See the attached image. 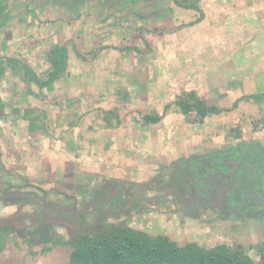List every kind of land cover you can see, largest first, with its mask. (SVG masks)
<instances>
[{
  "label": "crops",
  "instance_id": "0c3cea01",
  "mask_svg": "<svg viewBox=\"0 0 264 264\" xmlns=\"http://www.w3.org/2000/svg\"><path fill=\"white\" fill-rule=\"evenodd\" d=\"M81 1H88L85 6L91 9H94L91 3H96L97 13L102 12L103 26L99 25L101 28L111 27L114 24L112 20L118 18L121 27L118 26L116 33L118 36L123 35L124 39L121 40L124 43L117 46L101 44L97 49L87 45L90 50L85 52L89 53L77 50L78 57L88 62L84 65L89 67V70L86 73L70 74L66 70L67 58L69 59L68 40L60 42L51 38L49 50L47 47L45 50L44 43L36 44L38 50L35 53L32 44L34 40L30 39L37 37L39 43L44 42L41 38H44L45 34H57L53 33L55 29L49 26V32L46 30L44 35V32H40L38 21L45 13L50 16V21L71 17V21L64 26L73 27L72 22H78L79 15L74 8L66 6L69 0H38L36 4L29 0H10L12 8L16 10L14 14L11 12L9 15L10 29L8 28V31H5L7 34L4 35L7 37L5 38L3 33L4 40H0V59L16 60V67H10L8 63L3 62L0 71V100L4 102V109H0V220H7L9 223L18 220L24 222L32 217L26 215L31 208H41L43 214L46 209L49 210L48 215L41 217L42 221L60 226L63 225L62 217L56 216L55 213L60 215L63 207L67 216L71 212L73 217L77 211L84 212L85 208L82 215L86 217V223H89L93 220L88 221L87 215L92 210L86 211V208L90 205L95 207L96 202L93 200L87 205V202L81 199L83 186L95 185L96 181H89V176L106 179L103 190L110 184V179L118 182L117 185H134L140 188L135 190V193L150 191V188L159 189L162 184L157 181L131 180L130 177L106 174L105 171L110 167L104 163L99 164V161L109 163V157L125 154L124 150H128V146L130 152L135 154L133 145L136 142L140 144L139 141L144 139V142L151 143L157 140L158 131L162 129L164 131L160 133V137H165L168 141L162 142V148L163 143L169 146L166 151L170 150L172 157L174 147L180 145L181 152L175 154L173 162L187 159L190 168L196 159L204 162V166L201 165L203 172L205 171L203 177L199 180H186L183 184L189 197L193 198L194 195L189 191L196 185L197 197L201 194V187L210 191L214 190L213 187L234 186L239 188L237 190L242 193L241 197L245 195L243 192L246 193L243 199L246 202L245 210L248 212L244 215L264 223V142L245 145L246 142L241 139L238 140L240 142L228 139L227 145L221 138H215L216 141L213 142L208 140L210 138L204 139V133L199 131L200 127L192 125L188 119L184 121H188L185 125L183 122L180 124L183 130H178L175 126V130L172 127L167 130L170 126L179 124V116L174 115L182 114L178 103L185 90L195 91L200 96L197 99L203 100L207 105L215 106L218 103L221 109H228L233 104L230 93L235 89L239 91L241 78L251 83L254 81L253 76L260 73L263 81L264 0ZM161 14L164 16L161 17ZM89 16L96 17L93 13ZM18 22L21 30L15 33ZM132 26L140 27L138 44L133 43L130 34ZM148 26V30L142 29ZM12 28L14 30H11ZM62 31L66 33L67 29ZM88 31L90 33V30ZM67 33L74 34L73 31ZM86 33L84 35L87 37ZM55 46L65 47V66L54 76L53 81L46 83L52 74L48 53ZM39 56L43 60L29 64L30 60ZM155 60L166 64V71L161 73L152 69L150 64ZM95 62L105 70V75H97ZM20 63L30 67L31 75L24 72ZM145 64H148L146 68ZM134 67L135 71H132L131 68ZM70 80L76 81L77 84L69 86L66 82ZM154 82L159 84V90H151L150 84ZM95 84L99 85L98 89ZM135 96L137 99L134 101ZM146 97L149 104L140 107L141 99ZM124 98L127 113L122 114L123 108H118L120 117L116 121L119 124L110 125L115 120L111 108L118 106L110 103L113 99L122 101ZM255 102L246 96L243 103L247 106L239 113L235 111L236 119L244 120L243 113L252 115L255 112ZM221 113L224 115L227 112L222 110L217 115ZM148 115L160 116V120L147 121L145 118ZM207 117L198 120V124ZM93 123L100 124L102 128L94 129ZM192 126L198 128V131L192 129ZM217 126L216 130L220 128L219 124ZM96 139L103 143L102 154L97 156L90 150L91 145L95 146ZM239 143L244 145L239 146ZM232 146L235 148H231ZM69 147H72L77 156L68 150ZM228 149L231 157H228V154L225 156L224 151ZM133 157L136 156L131 155V158ZM212 158L220 161L214 165L219 168L214 174H210L214 168H206L214 163L210 162ZM173 162L167 164L168 170L176 169ZM153 163L156 170L161 165V162L150 164ZM134 166L136 165H130V168ZM244 173L251 177L244 179ZM211 175L218 177V180L204 179ZM259 176L260 183L256 180ZM14 178L17 181H14ZM27 186H32L33 189L26 188ZM201 206L203 207L200 205L199 208H202ZM210 207L214 208V205ZM214 210L221 216L223 210ZM236 214H240L239 210ZM75 220L77 219L74 218L70 224L74 229Z\"/></svg>",
  "mask_w": 264,
  "mask_h": 264
},
{
  "label": "rangeland",
  "instance_id": "374dc122",
  "mask_svg": "<svg viewBox=\"0 0 264 264\" xmlns=\"http://www.w3.org/2000/svg\"><path fill=\"white\" fill-rule=\"evenodd\" d=\"M4 1L6 0H0V5H3ZM29 1H31L34 4L38 2V0H29ZM87 3L88 1H81V0H69V2H67L66 6L69 8H74V11H77L79 15L78 16L79 21L78 22L76 21V23L72 22V24L74 25L72 28L71 27L65 28L64 26V24H67V22L71 21L70 20L71 17L66 19H61L60 21H50L51 20L50 16L48 17L47 13H45L38 21L39 26L41 27L40 32L41 33L44 32L42 33V35H44L46 30L49 32L48 28L52 27V29H55L53 33H57V34L53 35L52 33H50L52 34V36L45 34L43 36L44 38H41V40H43L44 42L41 41L39 43L37 42V37L33 39L32 37L29 36L31 41L34 40L32 43L34 47L33 46L32 47L34 48L35 53H37L36 51L38 50L37 49L38 44L44 43L45 50H47L46 47L49 50L50 43H52L51 38H54L55 40H58L60 42L64 40H68L69 59L67 58L68 64L66 70L67 73L70 74L73 72L77 74L81 72L86 73V71L89 70V67L84 65L85 63L88 62L78 57L79 53L77 52V50L80 51L81 53H89V52H85V50L87 51V49L90 50V48H88L87 45L90 47L93 46V48L95 49H97L101 44H107L109 46L114 44L117 46L119 44L121 45L123 42L121 39H124L122 38L123 35L118 36V34L116 33V31L119 30V27H121V24H118L119 22L118 18H116L114 21L111 19L112 22L114 23L113 25H111V27L104 26L101 28L100 26H103L101 25L102 12L97 13L98 8L96 6V3L95 4L93 2L91 3L94 5V9H91V7L89 6H85ZM4 11H6V8L4 9ZM90 12L93 13L96 17L91 18L89 16L91 15ZM163 14H161V17L164 16ZM45 16L47 17L45 18ZM92 19L94 21H92ZM9 23L10 22L8 20L7 24H4V26L0 31V40L2 41L4 40L2 38V34L4 33L3 36L7 34L6 32L8 31L7 29L9 28ZM138 28L140 27L132 26L130 30V34L134 44H138L140 41ZM147 28L149 29L150 26L142 27V29L148 30ZM63 29H67V32L73 31L75 35L74 34L71 35L67 32L64 33L62 31ZM11 30L14 29L12 28ZM11 30L9 32H11ZM20 30L21 28L19 27V22H18L15 33H18ZM88 30H90L91 34L88 33L89 32ZM84 31L87 32L86 33L88 34L87 37L84 35L85 34ZM135 31H137V33H135ZM75 32H79V34L77 35ZM15 35L16 34H14V36ZM4 37L6 38L7 36ZM27 42H29V39ZM173 50H175V48ZM64 51H65V47H64ZM33 55L35 54L33 53ZM85 56L88 55L85 54ZM89 58H91V55H89ZM41 60H43V58L39 56L36 59L30 60L29 64L31 63L34 64L35 62H40ZM25 62H27V60ZM159 62H161V60L160 61L155 60L152 61V64L150 65L152 69H156L155 71H159L162 73L166 71L165 69L166 64H160ZM95 65H96L95 67L98 70L97 75L99 77L106 74L104 73L105 70H103L99 65H97L96 62ZM147 66L148 64H145L144 68H146ZM168 67H170V65H168ZM27 68L31 70L29 66H27ZM131 70L135 71V67L131 68ZM253 78L254 81H252L251 83L241 78L240 81L241 84H239L240 86L239 91H236L235 89L230 93V99L232 103L235 104V101L237 99L238 105L236 103L235 105L232 104L231 107H229L228 109L227 107H225L226 109L224 107H222L221 109L218 103L215 104V106L221 109L219 111L223 110V112L224 111L227 112L224 115L222 113L220 115H217V113H212L211 115H207L208 117L206 118V120L204 119L202 123L198 124L197 122L198 120L193 119V115L195 116L194 113L195 111L190 112L191 115L188 112L187 113L182 112V114L174 115V116H179L177 117L179 119V122L177 123L179 124L172 126L169 125L170 127L167 128V130H171V127L173 130H175L174 126L178 130L179 129L183 130L180 124H182L183 122V125H185L189 121L192 125H197L200 127L199 131L202 132L201 134L204 133V137H205L204 139L210 138L208 140L213 142L216 141L217 138H221L225 144L228 142V139H230V141H235V140L238 141L241 139L243 140V142H246L245 145L262 144L264 142V73H263V81H261L262 77L260 73L254 75ZM66 84L71 86V85H76L77 82L70 80L66 82ZM95 85L98 89L99 85L97 84ZM150 85L152 88L151 90L154 91L155 89L159 90L157 87L159 85L158 83L154 82L153 84ZM185 91L186 92H183V97H182L185 101L184 103L186 102L193 103L194 99L200 98L199 94H197L193 90H188V91L185 90ZM177 92L178 91H176V93ZM242 95H244L245 97H243ZM246 96H249L252 100L254 99V101H256L254 103V108H253L255 112L252 115L249 113H243L242 116H245L246 119L244 118V120H239V119L237 120L236 112L239 113L241 109L247 106L245 103H243L244 100L246 99ZM133 99L135 101L137 97L135 96ZM141 100L142 101L140 107L149 104L148 97ZM240 100L243 101L240 102ZM123 101H125V98L122 99V101H120L119 99L116 100L113 99V101L110 103V104L113 103V105L115 104L118 105V106H113L111 108L112 109L111 114L113 115V118H115V120L110 125H115V123L119 124V122L116 121L120 117L119 115L120 112L118 108L122 107L124 111L122 110L121 113L125 114L126 112L125 109L127 105ZM134 107L135 104L133 108ZM184 107L187 108L186 105H184ZM139 109L142 110L141 108ZM37 111L40 114L42 113L41 110H37ZM152 113L154 112L152 111ZM187 119L188 121L184 122ZM216 124L217 125L219 124L220 126L218 130H216V128L218 127ZM93 125H94V129L102 128L100 124L93 123ZM192 129L198 131V128L195 129L193 126ZM163 131L164 130L162 129L159 130L158 131L159 136H157V140L155 139V141L153 140L151 143L144 142L145 141L144 139L139 141L140 144L139 143L137 144L136 142V144L133 145L135 154L130 152L129 149L130 147L127 145L128 147L127 146L126 147L128 148V150H124L126 152L125 154H114L113 156L111 155L112 157L108 158L109 163H107V161L104 162L100 160L99 164L104 163V165H108L110 167L108 170L105 171L106 174H110V175L117 174V176L122 178L130 177L131 180L135 179L139 181H151V180L154 181L156 178H158L157 179L158 182H160L162 185L165 184V182L166 183L168 181L170 182L171 180L169 179L171 177L170 174L169 173L165 174V173L174 172V169L168 170L169 167L168 165L170 162H173L172 158L176 157L175 154H180L181 148L180 145L174 147V153H173L174 157H172L171 154L169 153L170 150H168V152L166 151V149L169 146H166L163 143V148H162V142H168L164 136H163L164 138L160 137V133H162ZM178 133L177 136H179ZM69 138L70 140H72L71 137ZM120 141L121 140H119V142ZM241 144L242 143H239L238 145L240 146ZM102 145L103 143L99 139H96L95 146L91 145L90 147L92 154H95V156L102 154V148H101ZM231 148L234 149L235 146H232ZM68 150L71 151V153H74V155L76 154L72 149V147H69ZM224 152H225V156H227L228 154V157H231V155H229L231 154L229 152V149L225 150ZM131 155L133 156L135 155L136 157L131 158ZM151 162H161V165L160 166L158 165L159 167L156 170L154 168V163L152 165L150 164ZM130 165L131 166L136 165V166L130 168ZM129 169L132 171H130ZM154 171L158 173L155 174ZM101 172H103V170ZM130 173L132 175H130ZM88 178L91 179L89 181L93 180L96 182L94 186L93 185L83 186L81 199L85 200V202H87V205H89L90 201H93V199L100 200L101 198L108 196L106 195L108 189L103 190V187L105 186V182H107L106 179L100 180V178H97L96 176L94 177L89 176ZM183 178L185 177L176 176L175 181L177 183H180ZM13 180L17 181V179L15 178ZM112 182L113 181H111L110 179V183ZM117 183L118 182H116V184ZM117 186L119 187L117 193L115 194H113L112 192L108 193L109 196L111 197H109V199L106 200L107 202L104 201L101 206L98 205L97 207L96 206L92 207L90 205V207L86 208V211L92 210L91 213L87 212L90 213L89 215H87V220L88 221L93 220L90 221L89 223L88 222L86 223V217L82 215V213H85V208H83L84 212L81 213L77 211L75 213V216L73 217L71 216V212L67 216L66 211H64L66 209L62 207L61 214L59 215L58 213H55V215L61 216L63 220L62 221L63 225L66 224L67 226L65 225L63 226L62 224L59 226V224L51 223L52 224V225L50 224L51 231L53 230V232L57 237H54V234L52 233L48 236L47 241L45 240L44 242H37V241L34 242L33 240L36 238L33 235H31V230L39 233V230L42 231V229H44L43 227L44 223L41 221L39 217L42 214L40 210L41 208L39 210L35 208H31L29 210L30 212H27L26 215L29 216L31 215L33 218L31 217L27 221L19 222L18 220L14 223H10L13 225L0 226V264H72L69 261V253L73 247L70 244H66L62 242L72 239L73 236L77 234L79 231H83L84 227L90 229L95 226L96 229L98 230L101 225H106L109 223H115L122 226H128L136 230H142L148 233L149 235L167 234V236H169L170 238L177 240L178 243H184L185 241L189 240L192 242H196L197 244L203 246L204 248H212L214 246H217L218 244H227L230 247L240 246L245 253L250 255L251 258L258 259V248L262 244H264V223L260 222L257 218H255L257 219L255 220L254 218H250V216H248L247 214L244 215V213L248 212V210L247 209L245 210L246 202L243 201L244 199L241 198V194L239 190L234 189V193H232L231 197L228 198V203H229L228 205L231 207H229V209L227 210V214L225 213V211H223L221 216H219L218 214L215 213L216 210H214V208H211L209 205H205L206 207L203 206L205 208L203 209L202 206H201L202 208H199L200 206L199 203H195V202L193 204H188L186 201L182 202L183 200H181L175 203H171L172 199L170 200V198L172 196H168L170 193L165 195L166 197H168V199L160 200L158 197H160L162 193L158 189L152 190V188H150V191L144 190L142 192L135 193L134 191L135 190L138 191L140 190V188H137L134 185L121 186L120 184ZM196 187H198V185H196ZM26 188L33 189L32 186H27ZM169 188L170 187H167V189ZM91 190H96V191L93 192ZM192 190L193 188H190V191ZM103 191L105 193H103ZM64 196L67 197L66 195ZM147 197H149V199ZM193 198L195 201L196 196H193ZM236 205L238 209H236L237 208ZM119 209H123L124 212H120ZM230 209L231 211H229ZM238 210L241 215L236 214ZM48 214H49V210L46 209L44 215H48ZM74 218L77 219L75 220L74 223L75 229L73 228V225H70L73 222ZM29 230L30 233L28 232Z\"/></svg>",
  "mask_w": 264,
  "mask_h": 264
},
{
  "label": "trees",
  "instance_id": "16d2710c",
  "mask_svg": "<svg viewBox=\"0 0 264 264\" xmlns=\"http://www.w3.org/2000/svg\"><path fill=\"white\" fill-rule=\"evenodd\" d=\"M3 3L0 5V31L4 24H7L11 12L14 14L16 10L12 8L10 0ZM5 8L6 11H4ZM48 54L52 74L46 83L53 81L59 70L64 68L66 60L64 47L55 46ZM14 61L16 60L10 58L5 61L0 59V71L3 68L1 66L3 62L8 63L10 67H16ZM20 66L26 67L24 72L31 75L27 65L20 63ZM193 101V103H184L182 98L178 104L183 113L190 114L195 111L194 119L196 120L201 121L204 116L219 111L217 107L207 105L201 99ZM3 103L0 100V109H4ZM14 110L17 112L16 108ZM33 119L35 120L36 117ZM145 119L157 122L160 116L148 115ZM42 222L44 223L42 231L39 230L38 233L31 230V235L36 238L32 239L34 242L47 241L52 233L54 237H57L53 230L51 231V222ZM62 243L73 247L69 253V261L72 264H264V244L258 248V259H253L240 246L230 247L227 244H218L212 248H204L189 240L178 243L167 234L149 235L142 230L114 223L101 225L98 230L95 226L90 229L84 227L83 231H79L72 239Z\"/></svg>",
  "mask_w": 264,
  "mask_h": 264
},
{
  "label": "flooded vegetation",
  "instance_id": "af4514ba",
  "mask_svg": "<svg viewBox=\"0 0 264 264\" xmlns=\"http://www.w3.org/2000/svg\"><path fill=\"white\" fill-rule=\"evenodd\" d=\"M210 157H213V156H210ZM212 159L210 160V162L213 161L214 163H211L210 165H208L206 167L208 169L214 168V171L210 172V174H214V172H216L219 169L216 166H214L215 164H217L218 160H216V159L212 160ZM187 161H188L187 159L186 160L178 159L175 162H173L175 164V168L176 169L174 170V172H171L172 174L168 172L171 175V177L169 178L171 180H170V182L169 181L167 183L165 182V184H163L158 189L162 193L161 196L158 197V198H161L162 200L168 199V197H166L165 195L170 193L168 196H172L170 198V200L172 199L171 203H175L177 201L183 200L182 202L186 201L188 204H193L195 202V203H199V205H203V206H205V205H210V206L214 205V208H216L218 211L219 210L220 211L223 210L227 214V210L229 209V207H231V206L228 205L229 204L228 203V198H230L232 193L234 192V191H232L233 189H239V188H235L234 186L233 187L232 186H228V187L219 186V187H213L214 190L212 189L210 191H207V189H204V187H201V194H200L199 197H197L198 196V194L196 193L198 191L197 187H191V188H193V190L189 191L190 194L196 196L199 199V200L195 199V201H194V198L189 197L188 192H187L188 190H186L185 185H183V184H185L186 180H190V179H191L190 181H192V179L199 180V178L203 175V173H205V171L203 172V168H201L202 167L201 165L204 166V162L202 160L196 159V160H194V164L191 165L192 167L190 168V167H188ZM198 162L200 163V165H198L199 164ZM219 163H220V161L218 162V164ZM247 174L248 173H244V175H243L244 179H247V177L249 179L251 177V176H248ZM176 176H183L185 178H183L180 183H177L175 181V177ZM155 177H157V176H155ZM161 177H164V176H161ZM208 178H210L212 181H215L216 178L218 180V177H212V175L204 177V179H208ZM258 178L259 179H256V180H257V182L260 183V176ZM157 179L158 178H156L154 181L158 182ZM167 187H170V188L167 189ZM118 188L119 187L117 186V184L115 182L107 184L106 189H108V192H106V195H108V196H105L104 198H101L100 200L93 199L94 202H96L95 206L96 207L98 205L101 206L104 201L107 202L106 200L109 199V197H111V196H109L108 193L112 192L113 194H115V193H117ZM103 193H105V192L103 191ZM243 193L246 195L245 192H243ZM245 195H242L241 198L243 199V197ZM236 207H237V205H236ZM119 210H120V212H124L123 209H119ZM229 211H231V209ZM43 216H46V215H44L42 213L41 216H39L40 219ZM5 225H13V224H10V223H8V224H0V226H5ZM86 225H89V224H86ZM28 232L30 233V230Z\"/></svg>",
  "mask_w": 264,
  "mask_h": 264
},
{
  "label": "water",
  "instance_id": "95a60500",
  "mask_svg": "<svg viewBox=\"0 0 264 264\" xmlns=\"http://www.w3.org/2000/svg\"><path fill=\"white\" fill-rule=\"evenodd\" d=\"M8 224L9 223V221H7V220H0V224Z\"/></svg>",
  "mask_w": 264,
  "mask_h": 264
}]
</instances>
